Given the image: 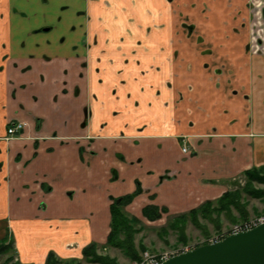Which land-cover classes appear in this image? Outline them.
I'll list each match as a JSON object with an SVG mask.
<instances>
[{
	"label": "crops",
	"instance_id": "1",
	"mask_svg": "<svg viewBox=\"0 0 264 264\" xmlns=\"http://www.w3.org/2000/svg\"><path fill=\"white\" fill-rule=\"evenodd\" d=\"M242 2L0 0V122H28L0 141V232L21 263L103 244L111 197L137 180L125 210L150 224L146 204L164 221L264 165V58L249 59Z\"/></svg>",
	"mask_w": 264,
	"mask_h": 264
},
{
	"label": "rangeland",
	"instance_id": "2",
	"mask_svg": "<svg viewBox=\"0 0 264 264\" xmlns=\"http://www.w3.org/2000/svg\"><path fill=\"white\" fill-rule=\"evenodd\" d=\"M243 2H245L246 5ZM243 2L242 7L239 8V15H241V17H239V21L241 20L242 26L244 27L248 37L246 51L249 54V59H254L256 57L264 58V0H243ZM229 6L232 8V3L229 2ZM220 10L224 11L223 8H220ZM185 21H188V23H185V27H194L187 17L185 18ZM182 147H186V144L184 143ZM245 182L246 178L242 173L241 176H236L231 181L232 188L228 190L241 187L245 184ZM253 186L255 188L264 189V183L255 182ZM241 201L246 205L248 216L245 219H239L235 222H232L229 217H227L226 214L222 212L219 214V217L216 218L217 222L220 223L218 227H214L212 222L204 218H199V223L205 229L195 226L190 221H184L183 223L178 224L179 227L171 228L169 227V223L176 215L167 216L164 221H161L160 218L150 221L153 222L150 224H146L140 219L142 222L141 226L137 225L138 231L134 235L136 247L139 245L142 246V248L139 250V259L142 257V254L145 251L160 256L165 253H172L181 248L193 249L197 246L206 244L211 238L223 236L231 229L232 226L236 224H243L249 219L264 214V202H262L259 198L252 197L248 194H243ZM127 213L130 214L129 212ZM233 214L235 217H239L237 211L233 210ZM213 217L215 219V215H213ZM178 229H181V231ZM5 234H9L10 237H12L13 247L7 253L0 254V264H24L21 263L17 257V252L15 249L16 247L14 246V236L12 232L7 230ZM3 236L2 232H0V238ZM97 252L101 255H107L109 258L113 259L116 264H131L134 261L130 260L120 249L115 247L105 249L101 248L97 250ZM73 254H77V252H73ZM57 258L59 259L57 264H103L101 262H89L85 260L82 256V253L78 257L57 256ZM70 259H74L76 261L71 263Z\"/></svg>",
	"mask_w": 264,
	"mask_h": 264
},
{
	"label": "trees",
	"instance_id": "3",
	"mask_svg": "<svg viewBox=\"0 0 264 264\" xmlns=\"http://www.w3.org/2000/svg\"><path fill=\"white\" fill-rule=\"evenodd\" d=\"M246 182L243 186L236 189L224 191L219 197L209 199L202 202L195 208L187 212L178 214L173 217L169 223V227L177 228L179 223L190 221L195 226L203 229L204 227L199 223V218H204L212 222L214 227L220 225L217 222L220 213H225L232 222L245 219L248 216L246 205L241 201L243 194H248L252 197L259 198L264 202V189L255 188L254 183H264V167H251L243 171ZM115 177L112 176L111 179ZM140 184L137 181L136 188L133 192L126 193L117 197H111L110 203V229L103 244L97 242H90L82 248V256L89 262H101L103 264H116V262L109 258L107 255H101L97 252L99 249L115 247L120 249L123 254L130 260L139 259L140 249L142 246L135 245L134 235L138 231L137 225L141 226V220L134 215H130L125 210V207L132 202L141 192ZM233 210L237 211L239 217H235ZM165 207H159L155 204H146L141 209L142 216L149 220L154 221L161 218L163 213H166ZM215 215V219L213 217ZM205 229V228H204ZM181 231V229H178ZM13 247V240L9 234H5L0 238V254L7 253ZM71 263L76 260L70 259ZM59 259L53 251H49L44 264H57Z\"/></svg>",
	"mask_w": 264,
	"mask_h": 264
},
{
	"label": "water",
	"instance_id": "4",
	"mask_svg": "<svg viewBox=\"0 0 264 264\" xmlns=\"http://www.w3.org/2000/svg\"><path fill=\"white\" fill-rule=\"evenodd\" d=\"M161 264H264V223L197 246Z\"/></svg>",
	"mask_w": 264,
	"mask_h": 264
},
{
	"label": "built area",
	"instance_id": "5",
	"mask_svg": "<svg viewBox=\"0 0 264 264\" xmlns=\"http://www.w3.org/2000/svg\"><path fill=\"white\" fill-rule=\"evenodd\" d=\"M16 133V130L14 128H9L7 130V134L8 136H12ZM182 150L185 152L186 151V147H182ZM264 223V214L260 215V216H256L252 219H249L248 221L244 222L243 224H236L234 226L231 227V229L224 234L223 236L220 237H215V238H211L207 243L211 244V243H215L220 241L221 239H223L225 236L230 235V234H235V233H239V232H243V231H247L259 224ZM191 249L189 248H181L179 250H176L172 253H165L163 255H156V254H151L148 251L143 252L142 257L138 260H134L131 264H161L163 261L169 259L172 256L187 252ZM164 253V252H163Z\"/></svg>",
	"mask_w": 264,
	"mask_h": 264
},
{
	"label": "flooded vegetation",
	"instance_id": "6",
	"mask_svg": "<svg viewBox=\"0 0 264 264\" xmlns=\"http://www.w3.org/2000/svg\"><path fill=\"white\" fill-rule=\"evenodd\" d=\"M63 7H67V6H63ZM53 27L54 26H42V27H39V28H35V29H33V33L34 34H39V33H42V32L52 31ZM69 29L71 31L72 30L74 31V30L77 29V27L74 24H71L69 26ZM63 37L65 38V36H63ZM75 46L76 45H74V47ZM246 47H247V43H246ZM63 90L66 91V88H63ZM90 113L91 112L89 111V108H88V110H87V112L85 114V118L86 119L88 118V116H89ZM40 121H41V118L40 117H36L35 118V126L37 128L40 126ZM27 126H28V122L26 120L19 119V118H13V117H11V118H5V121L3 123L0 122V141L7 142V141L12 140V139L23 138ZM9 128H14L16 130V133L14 135L10 136V137L7 134V130ZM181 141L184 144L186 142V136H181ZM188 152H189V149L186 146L185 153H188ZM163 177H164V175H161L160 176L161 179ZM137 181H136V185H137ZM138 183H139V181H138ZM141 190H142V188H141Z\"/></svg>",
	"mask_w": 264,
	"mask_h": 264
}]
</instances>
